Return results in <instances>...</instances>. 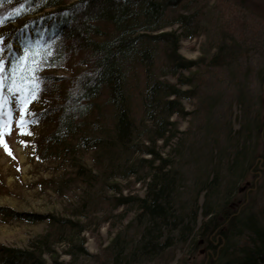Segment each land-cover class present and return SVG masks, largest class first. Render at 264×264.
I'll use <instances>...</instances> for the list:
<instances>
[{
	"label": "trees",
	"instance_id": "obj_1",
	"mask_svg": "<svg viewBox=\"0 0 264 264\" xmlns=\"http://www.w3.org/2000/svg\"><path fill=\"white\" fill-rule=\"evenodd\" d=\"M183 1L0 0V17L4 18L0 35L6 44L12 46L4 53L7 74L11 75V69L25 54V49L30 53L25 63L34 66L32 61L35 60L40 64L35 73L39 77L36 99L41 98L45 103L27 120L49 118L53 121V130L43 143L47 147L52 144L71 148L83 145L99 151L107 150L110 143L116 156L121 152H128V157L139 154L125 164L127 166L120 175L140 181L143 194H120L121 187L114 183L113 191L119 195L113 197V205H135L138 210L136 219L142 221L141 231L129 250H125L116 235L110 244L113 261L102 260L99 264L151 257L157 253L155 250H163L171 243L169 235L176 230L179 237L187 240L197 227L199 214L202 215L196 229L199 238L193 243L194 246L203 245L204 254L195 264H264V216L260 218L253 210L252 196L244 195L241 202L237 196V185L242 179L253 173L258 180L264 174V70L259 71V109L253 118L252 129L248 130L253 131L252 149L249 152L243 149L241 162L245 163L244 167L242 164L234 166L233 160L237 176L234 184L224 187V193L219 195L221 181L227 172L215 168L200 182L192 200L193 207H196L202 194L201 211L186 212L185 206L177 208L175 205L180 199L178 189L182 184L181 174L171 157L175 155L170 145L174 134L170 133L173 122L168 118L171 114L182 115L180 99L191 96L175 83L156 76L154 69L158 45L164 46L170 73L195 65L178 53L179 34L163 29L168 24L181 22L189 26L193 23L192 13L177 14L172 20H166L169 10L180 6ZM222 1L242 5L264 21V0ZM35 53L38 55H32ZM224 57L218 49L208 63L220 64ZM72 58L76 61L71 62ZM70 65V76L55 74ZM15 79L17 86L25 89L31 86L28 82L21 84L19 74ZM9 83V80L5 81L3 96L7 103L2 107L11 116L18 99L8 92ZM134 104L138 105L139 119ZM104 120L111 124L110 133L102 124ZM140 121L144 136L136 141L138 133L135 131ZM72 135L78 136L71 146L66 139ZM159 140L162 147L169 149L166 156L157 149ZM80 171L87 179L94 175L81 167ZM209 194L216 197L208 204ZM245 198L247 201H243ZM0 213L27 220L48 217L51 223L62 224V227L66 224L74 226L65 218L13 212L5 206H0ZM262 213L264 215V211ZM47 237L48 233L37 237L29 248L0 243V264H46L42 256L49 250Z\"/></svg>",
	"mask_w": 264,
	"mask_h": 264
},
{
	"label": "rangeland",
	"instance_id": "obj_2",
	"mask_svg": "<svg viewBox=\"0 0 264 264\" xmlns=\"http://www.w3.org/2000/svg\"><path fill=\"white\" fill-rule=\"evenodd\" d=\"M248 10L222 0H184L180 6L169 10L166 20H172L177 14L192 13L193 23L189 26L173 23L163 29L179 34L178 53L195 65L170 73L164 46L158 45L155 49V75L175 83L191 96L180 99L182 115L171 114L168 118L173 122L170 133L174 134L170 145L175 155L171 157L181 174L182 184L178 189L180 199L175 205L177 208L185 206L186 212L203 209L202 194L197 208L193 207L192 200L209 171L218 168L227 172L218 190L221 195L224 187L234 184L237 177L234 166L243 163V149L246 152L252 149L253 131L248 130L252 129L259 109V71L264 70V21ZM218 49L225 56L222 63H208ZM65 69L55 74L70 76L71 65ZM44 103L38 97L23 105L18 100L13 115L4 112V126L0 129V206L13 212L54 215L70 220L74 226L62 227V224L51 223L48 217L27 220L0 213V243L29 248L33 240L48 233L49 250L42 256L46 264L112 262L110 244L114 237L119 235L125 250H129L141 231L142 221L136 219L135 205H113V197L119 195L113 191L114 183L121 187L120 194H143L140 181L120 175L125 164L139 154L128 157V152H121V156H116L110 143L104 151L83 145L71 148L52 144L47 147L43 140L52 132L53 121L49 118L27 120L29 115L41 110ZM134 107L139 119L138 105ZM22 119L27 121L24 126ZM102 124L110 133V122L104 120ZM137 127L136 141L144 136L140 131L141 121L137 122ZM77 136L66 140L72 146ZM161 144L160 140L156 142L157 149L166 156L169 149ZM80 167L94 175L87 179L81 175ZM139 172L141 174V170ZM252 175L238 183L237 196L239 202L244 195L252 196L253 210L262 218L264 174L258 180ZM215 197L209 194L208 204ZM201 220L199 214L197 227L187 240L179 237L176 230L169 235L171 243L163 250H155L157 253L153 256L120 260L116 264H195L204 254L203 245L194 246L193 243L199 238L196 229Z\"/></svg>",
	"mask_w": 264,
	"mask_h": 264
},
{
	"label": "snow or ice",
	"instance_id": "obj_3",
	"mask_svg": "<svg viewBox=\"0 0 264 264\" xmlns=\"http://www.w3.org/2000/svg\"><path fill=\"white\" fill-rule=\"evenodd\" d=\"M4 22V18L0 17V24ZM11 44H6L4 42L3 36L0 35V129L4 126L5 113L3 111L2 105L7 103V100L3 96V91L5 88V81L9 80L8 92L13 93V96L18 99L23 105L26 101H30L36 98V93L39 90V77L35 73L39 70L40 64L35 60L32 61L34 66H29L25 63L27 56L30 54L27 49H25V54L18 58L17 63L11 69V75H8L7 63L4 59L5 49L11 50ZM38 55V53L32 54ZM19 74V79L21 84L28 82L31 86L27 89L17 86L16 75ZM17 93L21 94L17 96ZM26 93V94H25ZM27 123L26 119L21 120V125L24 126ZM31 134V133H28Z\"/></svg>",
	"mask_w": 264,
	"mask_h": 264
}]
</instances>
